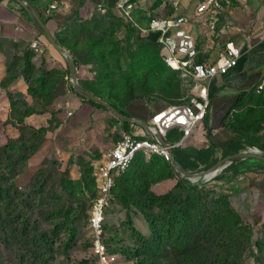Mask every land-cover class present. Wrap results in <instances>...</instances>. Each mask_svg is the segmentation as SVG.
<instances>
[{"label": "rangeland", "instance_id": "374dc122", "mask_svg": "<svg viewBox=\"0 0 264 264\" xmlns=\"http://www.w3.org/2000/svg\"><path fill=\"white\" fill-rule=\"evenodd\" d=\"M122 15L98 10L55 37L74 58L81 86L127 116L145 107L146 121L157 108L187 103L192 79L168 69L157 43ZM0 52V185L7 191L0 211L4 201L13 206L6 244L0 227V264H98L90 227L98 174L123 134L141 128L125 127L110 110L75 95L57 50L55 58L37 53L23 32L2 30ZM17 79L21 85L10 87ZM226 125L249 148L264 150V91L240 95ZM170 135L180 138L178 130ZM198 181L180 183L152 152L116 175L104 226L114 264H264V223L229 190ZM21 211L29 220L26 237L16 221ZM43 232L55 239L46 243L49 252Z\"/></svg>", "mask_w": 264, "mask_h": 264}, {"label": "crops", "instance_id": "0c3cea01", "mask_svg": "<svg viewBox=\"0 0 264 264\" xmlns=\"http://www.w3.org/2000/svg\"><path fill=\"white\" fill-rule=\"evenodd\" d=\"M202 1L132 0L133 20L140 27H147L152 18L174 20L183 17L185 19L183 29L196 39L199 60L202 62H214L221 51V44L228 38L235 41L242 51L236 68L210 83V110L207 120L199 123L181 145L186 150L194 151L205 150L210 144L226 143L238 136L227 127L226 117L237 104L240 95L258 93L256 87L264 76V0L223 2V8L216 14L214 21H211L207 15L197 13ZM118 2L119 0H35L34 7L56 37L67 25L84 22L98 10L120 16ZM52 4H57L59 9L47 17L45 12ZM2 30L21 31L31 40V44L39 41L44 47V52L47 50L51 57L57 56L56 49L47 42L34 23L22 12L21 6L13 0L0 1V33ZM150 36L154 38L157 34ZM5 77L6 65L0 52V82ZM17 85H21L20 79L10 87ZM2 91L0 87V92ZM163 108L165 107L157 108L155 111ZM144 109L145 107L137 108L135 111L139 110V112H135L136 117H140ZM132 132H136L139 136L144 135L142 129L138 131L132 129ZM172 138L171 136L170 141H173ZM243 152L247 151L240 153ZM205 182L229 190L233 193L235 204L242 207L253 221L264 223L263 160L240 159L227 163L214 176L199 180V183Z\"/></svg>", "mask_w": 264, "mask_h": 264}, {"label": "built area", "instance_id": "2783aa9c", "mask_svg": "<svg viewBox=\"0 0 264 264\" xmlns=\"http://www.w3.org/2000/svg\"><path fill=\"white\" fill-rule=\"evenodd\" d=\"M230 0H203L198 8L199 15H207L211 21L216 20V14L223 8V2ZM176 7V4H174ZM117 8L124 14L133 27L142 37L157 34L156 43L160 47L164 65L171 71L188 75L193 83V92L187 103L173 105L149 116L147 121L150 131L162 137L172 150L181 146L193 129L201 123L210 110V83L218 77L229 74L238 65L242 56L241 49L231 38L221 44V51L217 59L212 63L199 60L198 44L194 36L183 29L185 19L183 17L170 19L152 18L147 27L138 26L133 20L132 0H119ZM57 4H52L45 14L50 17L53 11L58 10ZM229 28V27H227ZM37 53H44V47L39 41L31 44ZM264 90V76L257 85L258 93ZM144 135L124 133L122 140L108 153L107 160L98 174V197L95 200L90 218V227L93 234L91 250L98 264H114L110 259L104 243V226L106 210L111 193L115 187L116 175L125 174L131 167L135 158L142 152L156 153L166 162H170L168 147L162 146L140 126ZM178 130L180 139L170 141V133ZM247 152L263 154L258 148H249ZM175 174V173H174ZM194 183V180H188Z\"/></svg>", "mask_w": 264, "mask_h": 264}, {"label": "water", "instance_id": "95a60500", "mask_svg": "<svg viewBox=\"0 0 264 264\" xmlns=\"http://www.w3.org/2000/svg\"><path fill=\"white\" fill-rule=\"evenodd\" d=\"M13 1H15L17 4H19L21 7H23L26 10L32 22L34 23L36 28L39 30V32L44 36L47 42L54 49H56L59 53H61L64 56V58L67 61L68 67H69V74H70L73 91L80 97L84 98L86 101L93 102L95 104H98L110 110L112 113L118 116L122 121L143 127L147 131V133L151 137H153L155 140H157L162 146L168 147L169 154H170L169 155L170 156V162H169L170 167L179 179L187 180V181L188 180H194V181L205 180L207 178L214 176L216 172L220 168H222V166H224L225 164L232 163L240 159H256V160L264 161V153L260 155H256L250 152H243V153H238V154L224 157L220 159L219 161H217L209 169L198 172V173H193V172H189V171L182 169L180 165L174 160L173 150L169 148V145L162 139L160 135L156 133H152V131H150V126L148 125L146 120L140 117L127 116V115L122 114L117 108H115L113 105L108 103L105 99L90 93L84 87H82L78 80L77 67H76L74 58L67 50H65L63 47H61L57 43L55 36L48 29L47 24L44 21L42 15L39 13V11L32 4H30L27 0H13Z\"/></svg>", "mask_w": 264, "mask_h": 264}, {"label": "trees", "instance_id": "16d2710c", "mask_svg": "<svg viewBox=\"0 0 264 264\" xmlns=\"http://www.w3.org/2000/svg\"><path fill=\"white\" fill-rule=\"evenodd\" d=\"M27 1L34 6L35 0H27ZM21 9H22V12L31 20L29 14L26 12V10L23 7H21ZM122 16L125 18L124 15H122ZM147 41L152 42V43H156V37L153 38V36H149V37H147ZM158 47H159V45H158ZM159 49H160V47H159ZM73 93L75 95H77L74 91H73ZM77 96L80 97L79 95H77ZM80 98H82V97H80ZM82 99L85 100L84 98H82ZM89 103L91 105L97 107V108H104V107H102L98 104H95L93 102H89ZM118 110L122 114L128 115V114H125L124 111H122L120 109H118ZM145 111L147 112V110H144L142 112V114H147ZM207 115L205 116L204 120L205 119L207 120ZM140 118H142V116H140ZM123 124L125 127L129 126V123H127V122H123ZM180 137H181V135H180ZM248 148H249V144L247 143V141L242 136L238 135L235 139L230 140L226 143H220L218 145L210 144V146L207 149L200 150V151L186 150V149L182 148L181 146H179V147L173 149V157H174V160L180 165V167L182 169L189 171V172L198 173V172L205 171V170L209 169L219 159L230 156V155L238 154L242 151H247ZM261 151H262V153H264L263 149ZM164 162H166V161L164 160ZM166 163L168 164V167H169L172 175L175 178H177V180L180 183L189 184V182L187 180L179 179L174 174V172L172 171L170 164L168 162H166ZM197 186H205V184H202V183L199 184L198 183ZM2 190H3V186L0 185L1 195L7 194V191L5 188H4L5 192H2ZM12 207H13L12 202L7 200V201L3 202V208L0 211V227L4 228V232L2 233L3 236L1 237V239L5 238V239H3L5 241V244L8 243V238H9V236H11L10 232H9V227L11 226L10 224H11L12 217H11L10 211H11ZM17 210H18V208H17ZM22 213H23V211L20 212V216L16 219V221L20 225V228H21L20 236L26 237V229H27L29 220L27 218H22ZM54 241H55L54 236L51 237L47 232H43V242H45V244L46 243H54ZM45 246H47V244ZM45 249H46V251L48 250V252L50 251V247H48V246ZM251 254L253 256H255V252L253 250L251 251ZM254 260L257 263H259L258 258L254 257Z\"/></svg>", "mask_w": 264, "mask_h": 264}]
</instances>
